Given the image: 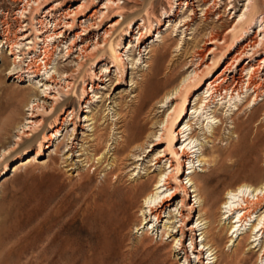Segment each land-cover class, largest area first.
Returning <instances> with one entry per match:
<instances>
[{"label":"bare ground","instance_id":"1","mask_svg":"<svg viewBox=\"0 0 264 264\" xmlns=\"http://www.w3.org/2000/svg\"><path fill=\"white\" fill-rule=\"evenodd\" d=\"M207 1L209 0H177L171 4L169 11H165V15L169 20L175 17L182 4H186L187 8L190 7L191 13L194 14L196 12L194 3L204 5ZM233 1L228 0L227 3V6L231 4V9L234 8ZM261 1L263 6L258 15H254V12L259 9V0H247L238 22L232 24L224 34H216L217 32L214 31V33L211 29L206 34V40H194L193 50L189 52L186 48L183 52L184 56L191 53L189 55L193 60L191 64H188L187 60L184 62V67H192L187 73L177 74V62H170L171 58H166L171 47L167 42L170 33L159 36L162 43L159 47L150 46L148 69L142 73L141 81L136 82L138 87L133 105L126 110L121 106L116 112L120 137L116 140L111 158H107L105 151H101L104 146L100 148V145L107 141L108 129L100 127L98 122L101 118L97 115H85V118L92 122L90 125L94 124L93 128H95L90 146L93 155L91 158L87 156V162L92 160L91 165L96 166L97 170L103 163L108 165L105 174L108 187L104 185L98 187L96 195H93L91 199L95 218L103 225V244L108 250L119 252L124 229L134 224L138 230H143L137 244L145 245L148 240L147 243L152 245L154 239L159 237L161 242L167 237L170 238L171 241L163 242V245L169 247L171 257L172 255L175 259L179 257L176 260L177 264L181 258L183 264H219L222 256L220 241L223 235L228 237L224 247L233 248L232 255L237 257L240 254L243 255L245 250L253 249L258 251L257 264H261L259 261L264 256V207L252 205L261 202L264 206V177L261 178V167L258 164V145L264 133L258 131L251 134L249 130H243L241 126L243 120H239L238 117V114L246 110L252 112L257 108V99L264 96V56L260 60L255 58L259 49L264 51V0ZM87 2L88 0H81L68 5L69 8L63 7L62 0H54L48 5H46L47 0L0 2V54L5 46L9 48V54H14L13 62H10L12 65L5 55L2 56V61L7 63L6 68L4 67L7 70L6 73L16 74L14 77L19 79L26 73H35L41 68L42 61L31 58L27 68H22L23 53L19 48L26 46L34 49L38 44L45 43L41 59L44 62L50 61L59 43L64 38L67 39L71 32L73 36L69 38L64 60L75 52V57L82 61L89 51L93 52L100 47H105L127 16L120 14L119 19L103 28L101 32L99 30L103 26L102 19L109 10L115 6L118 7L120 2L119 0H103L99 6L86 8ZM158 2L159 0H141L142 8L134 10V14H139L145 9V14L142 15L137 26L139 37L135 46L139 53L142 52V46L148 47L145 45L146 35H150L153 31V21H156L157 25L161 24L163 14L157 13ZM85 8L87 10H84ZM208 11L209 7L203 10L206 19ZM39 12L42 13L39 14ZM3 16L7 18H2ZM24 19L28 20L27 26L31 29L32 39L29 38L31 34L22 32L26 26L23 23ZM189 21L183 26L188 28ZM75 27L80 29L75 30ZM253 27L257 30H252ZM131 28L130 22L127 25L129 36H131L129 34ZM155 32L158 35L162 33L158 26L155 27ZM250 32L254 34L250 35ZM99 35L103 37L101 41L96 37L97 39L94 38L90 43L93 36ZM83 39L84 42L81 43ZM123 40L121 34H118L114 38L115 46L109 50L113 52L112 66H117L120 71L123 70L124 75L125 67L127 68L126 59L133 46L128 43L126 46L128 50L117 49L122 47ZM201 42L214 44L207 53H213L216 49L220 50V55L213 54L214 57L211 59L212 61L216 57L218 60L221 59L220 68L217 70H208L211 67L210 63L202 62L207 55L197 50ZM91 45L92 48L89 49ZM229 48L234 52L229 53L230 56L225 50ZM197 57L198 61H194ZM227 59L229 60L226 61ZM80 61L75 64L77 65L75 70L62 72V79L66 86L72 85L70 81L73 78L72 75L80 71L82 67ZM99 61H103V58ZM51 68L57 72L56 64ZM123 75L117 76L116 85ZM95 77L101 81L105 79L102 75ZM53 82H55L53 74L41 78L40 87L45 89L40 90L41 93L38 92L35 96L39 97L44 92L46 94L42 96L49 97L53 101L49 108L42 106L46 118L39 120L34 118L36 116L34 110L40 109L39 103H33L31 111L30 108L27 109L29 113L24 117L23 122L16 126L17 135L13 144L15 147L20 145L24 136L31 135L32 138H36L38 135L29 131L54 115L57 100L60 97L58 98L56 93L52 92L47 94L46 91L53 88L51 86ZM96 84L95 88L100 87L98 83ZM203 85H206V91L200 94L198 91ZM93 91L86 90L85 93L89 94ZM97 97H99L97 93H92L88 99H84L85 105L80 104L83 112L84 108L91 107ZM191 99L193 101L189 107ZM31 102L33 101H28V104ZM165 106H168L167 110H164L167 114L153 121L152 115L158 108ZM189 108L191 113L188 116ZM234 111L236 114L233 116ZM85 112L92 113V110L86 109ZM53 119L55 123L50 126L52 131L45 138L49 143L60 136V131L69 121H73V110ZM263 119L264 115L257 124H261ZM156 123L160 125L159 135L154 131L149 132L150 126ZM223 126H226L228 130L226 136L222 134ZM73 134H76L75 121H73L71 135ZM71 138L73 140L69 144L68 151H74L76 148L75 139L72 136ZM224 140L225 145L221 144ZM163 143L165 145L161 146L155 158L150 160L151 165L146 173L141 175L140 172L137 175L138 178H133L134 169H128L130 156L140 157L141 152H145V148L148 147L147 145L150 144L156 148ZM43 147L48 148L49 144L44 146L41 144V150L35 152L36 156L41 154ZM10 148L3 149L0 157L4 156ZM94 159H97V162L94 163ZM186 165H188V174L183 172ZM229 176H236L238 179L255 177L259 178V181L257 183L243 181L236 187L226 190L219 207L221 217L218 220L215 214L211 218L219 187ZM180 191L184 193L182 196ZM191 194L194 197L193 202L187 200ZM47 209H45L47 210L45 236L38 250L34 248L30 217L24 222L12 218L10 228L1 230L0 264L78 263L77 250L65 237L68 223L65 222L63 201L55 207L53 198L50 196ZM187 210L199 211V217L191 226H188V221L192 214L187 213ZM187 232H189L190 241L188 246L185 245ZM246 235L247 246L242 248L240 240ZM144 252L150 253L148 248H144ZM135 253H137L136 247L129 254L135 255ZM159 255L161 254L155 256L156 264H164ZM155 262L153 260V263Z\"/></svg>","mask_w":264,"mask_h":264},{"label":"rangeland","instance_id":"2","mask_svg":"<svg viewBox=\"0 0 264 264\" xmlns=\"http://www.w3.org/2000/svg\"><path fill=\"white\" fill-rule=\"evenodd\" d=\"M3 1L4 0H0V2ZM47 1L48 3L46 5L54 0ZM79 1L81 0H62L63 7L69 8L68 5H73ZM174 1L177 0H159L157 13L163 14L161 24L157 25L156 21H153V31L151 30L152 32L150 35H146L147 39L145 45L148 47L144 48L142 46L141 53L136 49L137 46H135V44L139 37V34H137V26L141 21L142 15L145 14V9L139 14H134L136 8H142L141 0H119L120 3L118 7L115 6L109 10L108 14L102 19L103 26H101L99 31L103 32V28L112 24L116 19H119L120 14L127 16L126 20L122 22L118 30L114 32L115 34H113L111 38L112 40H110L105 47H100L97 51H89L84 55L85 59L83 58L82 61L75 57V52L70 54L67 59L64 60L67 53L66 49L70 41L69 38L73 36L72 32L67 36V39L64 38V40L59 43L57 53L55 54L57 59L54 61L57 72L52 68L50 74L47 75L49 77L53 74L55 82L51 83L53 88L46 89V91L47 94L48 92H52L54 94L56 93L55 95L58 96V98L60 97L59 100H57L56 110L53 115L54 117H61L65 115L67 111L73 110V121L76 123V134L71 135L73 121H69L65 125V128L60 131V136L55 138L51 143L46 141L45 138L46 135L52 131L50 126L55 123L53 116V118L50 117L45 119L41 125H37L32 131H29L32 134L38 135L36 138H32L31 135L29 137L24 136L23 141L20 142L18 147L13 145L17 135L16 126L20 122H23L24 117L29 113V110L27 109L30 108L31 111L33 103H39L40 109L34 110V114H36L34 118L35 120L44 117L46 118V113L42 106L49 108L53 99L42 96L46 94L44 92H42L43 94L39 97L35 96L40 90L45 89L44 87L41 89L39 82L41 78H46L47 76L40 78L34 77L28 80H16L13 78L14 76H10L11 74H9V72L6 73L7 70L5 68L7 63L5 64L4 61H2V56L5 55L7 61L12 63L14 54H9V48L6 46L3 47L0 54V153L3 149L11 148L8 152L6 151V153H4V156L0 157V232L3 229L10 228L12 218L24 222L30 217V229L34 237V248L37 250L40 249L41 242L45 236L48 198L51 196L55 207L58 206L60 201H63L65 208V222L68 223V230L65 237L72 242V246L77 250V264H156L157 260L155 259V256L158 254H161L159 255V258L163 259L164 264H177L176 260L179 257L177 259H175L173 255L171 257V254H169V247L163 245V242L171 241L170 238L167 237L161 242L159 237V239H154L152 245L147 243L148 240H146L145 245L143 243L137 244V240L142 235L143 230H138L134 224H130L124 229L119 252L108 250L106 246H104L103 225L95 218V211L91 199L96 195L98 187L102 185L108 187L105 175L108 165L103 163V165L97 170L96 166L91 165L93 162L92 160L87 162V156L91 158L93 155L90 146L92 145V140L94 138L93 133L95 128H93L94 124L90 125L92 122L85 118L86 114H94L101 118L98 124L102 129H108L107 132H109V135H106L107 141L103 142L100 145V148L104 146L101 151H105L104 154H106V157L111 158L116 140L120 137V130L117 129L119 119L116 112L121 106L126 110L133 105L134 95L136 94L138 87L136 82L141 81L142 73L148 69L147 61L149 60L148 52L150 46L153 45L159 47L162 43L159 36L161 34L166 35L170 33L167 42L171 47L169 48L166 58H171L170 62H177V74L187 73L192 67H184V62L187 60L186 62L191 64L193 60L192 56L189 55L191 53L185 54V56L183 55L184 50L186 48L189 52L193 50L192 48L195 45L194 40H206V34L211 29H213V32H217L216 34H224L232 24L238 22L239 15L242 14L244 5L247 3V0H234V8L232 9L231 4L227 6L228 0H209L204 5L194 3L193 7L196 11L194 14L191 13L190 7L187 8L186 4H182L179 8L180 11L178 15L171 17L169 20L165 15V11L170 10V6ZM102 2L103 0H88L86 8L99 6ZM10 3L7 7H9ZM262 6L263 3L259 0V9L254 12V15H258ZM206 7H209L207 19L203 12ZM86 8L84 10H87ZM40 10L43 11L44 9ZM40 13L42 12H39V14ZM184 16L189 17L185 19ZM2 18L7 17L3 16ZM188 20L190 21L189 27L187 28V26L183 25L188 22ZM23 21L26 26H24V31L22 32L31 34L29 35V38L32 39L33 35L31 29L27 26L28 20L24 19ZM130 22L132 28L130 29L129 34H131L132 37L128 35L127 31V25ZM156 26L160 27L162 32L159 35L155 32ZM79 29V27H75V30ZM251 29L257 30L255 27ZM118 34H121L124 40L122 44L123 48L118 47L117 49L121 51L128 50L126 47L128 43L133 46V48L131 47V51H129L130 55H128V59H126L127 68L125 67L124 75L122 73L123 70L120 71L117 66H112L113 52L109 50V48L115 46L114 38H116ZM252 34L254 33L250 32V35ZM96 37L99 41L103 39L102 35L93 36L90 43ZM133 37L135 38L133 39ZM64 41H66V43H64ZM82 42H84V39L81 43ZM213 46L214 44L201 42L197 49L199 52L201 50V52L206 53V60L204 59L202 62L205 64L210 63L211 67L208 70L211 71L217 70L221 65V59H219V61L216 57L214 61L211 60L214 57L213 54H216V56L220 55V50L216 49L213 53H207L208 49ZM91 48L92 45L89 46V49ZM225 50H227L226 53L228 54L234 53L230 48ZM263 56V49H259L255 58L256 60H260ZM100 58H103V61H99ZM228 60L229 59L226 61ZM78 61L82 63V67L78 74L72 75L73 78L70 79L72 85L68 87L63 82L62 72L75 70L77 67L75 64H77ZM194 61H198V57L194 58ZM96 75H102V77L105 78L104 81L97 80L95 77ZM122 75V80L120 79V82L116 85L117 76L122 77ZM30 82L32 83L29 84ZM96 83H98L100 87L95 88L97 86ZM92 85L94 87H92ZM86 90L95 91L86 94ZM205 91L206 85H203L198 92L203 94ZM92 93H97V96L99 97H97L96 101L91 104V107L84 108L83 112L80 104L85 105L84 99H88ZM30 100L33 102L28 104V101ZM191 101L193 100H190L189 107L191 106ZM257 102V108L252 112L246 110V112L238 114L239 120H243L241 121L242 129L249 130L251 134L258 131L264 133V119L261 124H257L262 115H264V96L259 97ZM167 108L168 106L158 108L155 113L156 115H152L154 116L153 121L159 119L162 115L167 114L164 112ZM86 109L92 110V113L85 112ZM49 110H47V112H49ZM234 112L233 116L236 114V111ZM188 113L189 116L191 108H189ZM227 123L229 126L230 122L228 121ZM150 127L149 132L154 131L159 135V124L156 123ZM223 129L222 134L226 136V132H228L226 126H223ZM71 136L74 137L76 142V148L74 151H68L70 148L69 144L73 140ZM151 138L154 140L156 139V137ZM225 143L226 141L224 140L221 144L225 145ZM41 144L43 146L49 144V147H43L41 154L36 156L35 152L41 150ZM163 145H165V143L153 148L149 144L147 145L148 147L145 148V152H141L142 155L140 157L130 156L128 164L131 166L129 165L128 169H134V172L131 171L133 173V178H138L139 176L137 175L140 172L141 175L146 173L148 167L151 165L150 160L155 158V155L160 151L159 148ZM258 147V164L261 167V178H263L264 135L259 141ZM95 162H97V159H94V163ZM183 172L184 174H188V165L183 169ZM184 177L185 176L183 175V178ZM243 181L257 183L259 178L252 177L249 179H238L236 176H229L228 179H225L219 187L216 205L213 208L211 218L216 214V218L219 220L221 217L219 207L224 199L226 190L236 187ZM183 194V191H180V196ZM187 200L193 202V194H191L190 197H187ZM255 204L256 203L252 206L264 207L261 202ZM172 208H175V206H172ZM186 212L189 213L191 211L187 210ZM191 214L188 226H191V224L199 217V211H192ZM187 233L188 234L185 236V245L188 246L190 241L189 232ZM154 235L157 236V234ZM227 240L228 237L223 235L220 241L222 249L221 255L223 257L221 256L219 259V264H257L258 251H254L253 249L245 250L243 255L240 254L235 257L234 254L232 255L233 248L228 247L227 249V247H224ZM246 242L247 235L240 240L242 248L247 246ZM135 247L137 253H135V255H130V251ZM144 248H148L150 253H143ZM153 260L156 262L153 263ZM182 261L183 259L181 258L179 264H183Z\"/></svg>","mask_w":264,"mask_h":264},{"label":"built area","instance_id":"3","mask_svg":"<svg viewBox=\"0 0 264 264\" xmlns=\"http://www.w3.org/2000/svg\"><path fill=\"white\" fill-rule=\"evenodd\" d=\"M45 46H46L45 43H42L41 45L38 44L34 49L26 48V46L22 47V48H19L21 50V52L23 53L22 54V63H21L22 68H24V69L27 68L28 62L31 60V58H38L39 60L42 61V63H41V68L38 69L35 73H32V74L26 73L25 77H23L21 79H19L17 77H13L14 79H16V80H28V79H32L34 77L40 78V77H44V76H47L48 74H50V71L52 69V68L50 69V67L55 65L54 61H55V59H57L55 57V54L57 53V51L54 54L52 60L44 62L41 58H42V56L44 54ZM38 73L40 75H38ZM10 76H15V75H10ZM263 239H264V237H263ZM259 262L261 264H264V256H262V258L260 259Z\"/></svg>","mask_w":264,"mask_h":264}]
</instances>
